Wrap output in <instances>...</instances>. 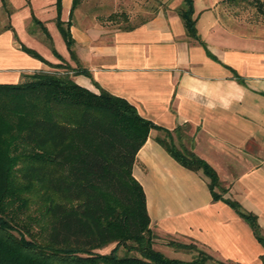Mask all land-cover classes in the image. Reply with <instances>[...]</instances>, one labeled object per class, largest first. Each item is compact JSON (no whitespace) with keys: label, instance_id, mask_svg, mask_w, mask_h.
I'll list each match as a JSON object with an SVG mask.
<instances>
[{"label":"crops","instance_id":"obj_1","mask_svg":"<svg viewBox=\"0 0 264 264\" xmlns=\"http://www.w3.org/2000/svg\"><path fill=\"white\" fill-rule=\"evenodd\" d=\"M23 1H15L14 13L31 23L33 17L44 27L47 22L55 33L45 28L53 50L68 57L61 37L62 51L52 40L60 36L55 0H29L28 9L21 7ZM216 2L192 0L196 34L204 47L186 35L176 14L181 1L125 29L76 17L68 32L88 77L73 80L118 96L155 126L171 133L180 130L179 144L207 162L227 189L224 198L256 216L264 234V17L256 11L238 18L222 14ZM66 5L60 0L64 23L71 0L68 10ZM43 13L47 19L42 21L38 16ZM16 43L11 31L1 30L0 83L14 84L22 73L43 70ZM47 44L50 56H40L49 61L54 55ZM154 132L148 133L131 167L154 232L187 240L227 264H261L263 249L252 230L225 203L212 201L206 176L178 165L154 141Z\"/></svg>","mask_w":264,"mask_h":264},{"label":"trees","instance_id":"obj_2","mask_svg":"<svg viewBox=\"0 0 264 264\" xmlns=\"http://www.w3.org/2000/svg\"><path fill=\"white\" fill-rule=\"evenodd\" d=\"M25 3L28 6L29 0ZM77 3L71 0L64 25L60 0H55L54 24L70 60L88 77L75 58L68 32ZM0 4L5 8L6 0ZM251 4L264 17L263 3ZM193 8L192 0H181L176 14L188 38L204 47L196 34ZM32 23L59 58L46 27L33 17ZM4 30L11 31L20 51L45 63L19 44L11 28ZM25 78L29 80L0 83V264H227L203 251L195 250L188 261H181L154 248L144 192L131 176L135 154L150 130L162 131L168 142L154 141L178 165L206 176L211 200L225 203L252 230L264 264V234L257 217L223 198L226 190L215 172L191 151L174 147L171 132L143 119L133 105L104 89L96 86L98 93L93 94L81 88L67 73L37 72ZM36 197L45 200L43 209L28 214L29 199ZM167 247L178 249L169 243Z\"/></svg>","mask_w":264,"mask_h":264},{"label":"rangeland","instance_id":"obj_3","mask_svg":"<svg viewBox=\"0 0 264 264\" xmlns=\"http://www.w3.org/2000/svg\"><path fill=\"white\" fill-rule=\"evenodd\" d=\"M16 0H6V7L3 8L0 4V32L2 29L11 28V30L14 32V34L17 36V38L20 41V45L23 44V46H26L28 48H32L34 51H36L39 55H42L44 57L50 56L49 49L47 47V42L44 39L43 35H39V27L35 24H32L31 21H26L21 18V13L16 14L15 12V6L14 3ZM18 1V0H17ZM181 0H78L77 6L73 10L74 12L71 14V21H75L76 17H81L83 22L89 21L91 23H97L101 24L102 27H106L109 29H125L129 26H135L142 21L147 20L156 12L158 11H166L170 10L171 6L174 8L177 6V4ZM202 1V0H196V2ZM217 1L215 5L218 7V12L222 14H230L232 17H241L242 15L245 17H249L251 13L254 12L253 5L251 4L252 0H215ZM264 5V0H259ZM66 6L67 10L69 9L70 0H66ZM180 5V4H179ZM22 8L28 9L29 7L26 5L25 0L22 2ZM264 7V6H263ZM68 13V12H67ZM66 13V17H67ZM16 14V15H15ZM81 14V15H80ZM38 16V15H37ZM47 15L45 13L40 14L38 18L43 21ZM50 17V16H49ZM68 20V19H66ZM53 21V20H51ZM64 25L65 23L62 22ZM44 25L47 27L49 34H53V27L48 26L47 22H44ZM55 35V33L53 34ZM30 37V38H27ZM54 41V47L57 50L62 51L59 41L60 36L58 35V38H52ZM18 41V42H19ZM36 41V42H35ZM16 43V41H14ZM22 42V43H21ZM35 42V43H34ZM17 46V43H16ZM3 48L2 45H0V53L2 52ZM60 56V55H59ZM3 64H0V68H2ZM43 70L41 71H33L22 73L20 74L21 79L19 82H26L29 79L25 77H30L31 74H35L37 72H47V74L56 73V75L67 73V75L70 77V79L73 80V76H84L83 74L78 72V69L75 65V62L70 60L69 56L65 59L61 56L59 58H56L53 56L49 61L45 60V63L42 67ZM75 71V73H73ZM86 77V76H85ZM77 85V84H76ZM79 86V85H78ZM81 87V86H80ZM83 88V87H81ZM87 91L89 90L90 93L97 94L98 90L94 84H90L88 88H84ZM152 131V130H150ZM149 131V132H150ZM155 131V130H154ZM148 132V133H149ZM172 135V143L174 147L178 148V150H182L184 148L182 145H180L179 136H183L181 131H174L170 133ZM154 135L155 138L163 139L166 143L168 142L167 136L162 133V131H155ZM182 147V148H181ZM186 149V148H185ZM187 150V149H186ZM224 190L227 189L222 188ZM222 194V197L224 198V195ZM215 193H220L219 190H216ZM43 197H36L29 199L28 205H27V211L28 214H36L37 210L41 211L43 209V205L45 204V200L42 199ZM148 228L152 232L153 236V242H154V248H156L157 251L162 253L165 257L171 258V259H177L181 261H188L194 254H196V251H203L205 252L201 247L196 246L195 244L183 240L180 237H167V235L162 236L154 232L151 225H148ZM172 244L173 246H177L178 249L173 248H167V244ZM166 245V246H165ZM165 246V247H163ZM196 250V251H195ZM104 252H107L108 250H103ZM206 253V252H205ZM209 254V253H206ZM210 264V262H209Z\"/></svg>","mask_w":264,"mask_h":264}]
</instances>
